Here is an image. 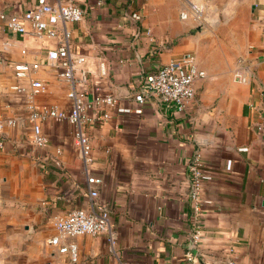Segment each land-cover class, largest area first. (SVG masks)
<instances>
[{"label": "crops", "instance_id": "crops-1", "mask_svg": "<svg viewBox=\"0 0 264 264\" xmlns=\"http://www.w3.org/2000/svg\"><path fill=\"white\" fill-rule=\"evenodd\" d=\"M35 2L0 0V13L19 15ZM76 2L84 17L59 29L86 58L87 81L77 88L91 99L99 86L118 99L104 107L106 121L86 127L89 172L103 180L98 200L115 243L73 237L75 262L48 244L56 215L89 206L87 174L73 125L42 121L49 142L32 143L29 106L69 109L71 85L48 57L56 38L12 32L0 19V119L16 120L0 130V264H264V0ZM205 11L213 18L202 21ZM186 53L205 75L183 110L156 96L135 99L147 73ZM18 62L38 63L31 77L45 88L33 98L29 78L15 75ZM196 160L207 178L193 244Z\"/></svg>", "mask_w": 264, "mask_h": 264}, {"label": "built area", "instance_id": "built-area-1", "mask_svg": "<svg viewBox=\"0 0 264 264\" xmlns=\"http://www.w3.org/2000/svg\"><path fill=\"white\" fill-rule=\"evenodd\" d=\"M84 17L83 9L76 0H36L35 5L22 14L0 13V19L12 32L18 34H30L33 37L56 38L57 45L48 51V57L54 65L60 67L58 75L70 82L67 96L71 100V107L63 109L56 105L29 106V120L32 127L31 141L36 147L43 148L49 138L42 129V121L53 119L73 125L74 143L81 154L84 169L87 174L88 207H79L70 212L54 217V227L57 233L48 239V244L58 248L59 252L68 254L71 261H78V244L70 240L80 235H106L110 247L114 246L116 231L112 224L109 209L98 200V187L102 184L101 177L91 175L89 166L93 161L90 136L86 131L87 125H94L106 121L109 113L104 107H115L117 98L112 94L100 93L99 86L94 88V95L88 98L86 89H78V84L87 81V70L82 67L86 58L83 55H75L70 45V33L68 30H60V26L68 22H77ZM26 50L23 49L22 53ZM17 78H29L28 97L42 92L45 88L43 81L31 77L38 63L18 62L13 65ZM205 75L204 70L197 65L194 54L186 53L180 57L171 59L157 70L144 76L139 93L135 99L143 103L146 97L156 96L162 101L175 105L179 110L186 107L187 102L195 95L194 83L196 79ZM11 89L22 93L25 87L14 84ZM97 108L95 116H90L88 111ZM15 126L14 118L0 119V130L5 126ZM191 194L190 199L195 207V227L191 233V243L196 244L202 234L199 227V210L202 201V183L207 178L196 160L191 165ZM189 257L190 254H188Z\"/></svg>", "mask_w": 264, "mask_h": 264}, {"label": "rangeland", "instance_id": "rangeland-1", "mask_svg": "<svg viewBox=\"0 0 264 264\" xmlns=\"http://www.w3.org/2000/svg\"><path fill=\"white\" fill-rule=\"evenodd\" d=\"M213 18V16L212 15H208V11H205V12H203L202 13V15H201V19H202V21H203V19H212ZM208 22V21H207ZM198 28V27H197Z\"/></svg>", "mask_w": 264, "mask_h": 264}]
</instances>
